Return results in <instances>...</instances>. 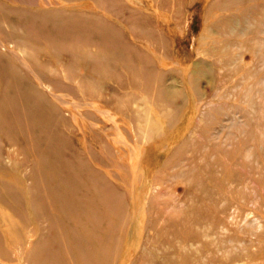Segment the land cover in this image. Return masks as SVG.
<instances>
[{"label": "rangeland", "instance_id": "1", "mask_svg": "<svg viewBox=\"0 0 264 264\" xmlns=\"http://www.w3.org/2000/svg\"><path fill=\"white\" fill-rule=\"evenodd\" d=\"M51 260L264 264V0H0V264Z\"/></svg>", "mask_w": 264, "mask_h": 264}, {"label": "bare ground", "instance_id": "2", "mask_svg": "<svg viewBox=\"0 0 264 264\" xmlns=\"http://www.w3.org/2000/svg\"><path fill=\"white\" fill-rule=\"evenodd\" d=\"M65 211H67L68 210V212L72 209L71 208V205H69V206H64V208H63ZM83 236H82V239H81V237L79 236V243H78V246L81 248L82 246H83V244H84V241H87V239H91V237H90V234H89V232L88 231H84L83 233ZM96 240H97V238H95ZM99 255V254H98ZM81 258H83L84 260H87L86 259V257H81ZM89 260V259H88ZM42 264H61L59 261H53V260H51V261H45V262H43ZM85 264H96L95 262H87V263H85Z\"/></svg>", "mask_w": 264, "mask_h": 264}]
</instances>
